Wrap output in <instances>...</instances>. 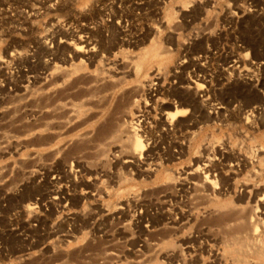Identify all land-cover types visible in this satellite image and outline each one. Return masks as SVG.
Wrapping results in <instances>:
<instances>
[{
    "label": "rangeland",
    "instance_id": "rangeland-1",
    "mask_svg": "<svg viewBox=\"0 0 264 264\" xmlns=\"http://www.w3.org/2000/svg\"><path fill=\"white\" fill-rule=\"evenodd\" d=\"M181 251L264 264V0H0V264Z\"/></svg>",
    "mask_w": 264,
    "mask_h": 264
},
{
    "label": "bare ground",
    "instance_id": "bare-ground-1",
    "mask_svg": "<svg viewBox=\"0 0 264 264\" xmlns=\"http://www.w3.org/2000/svg\"><path fill=\"white\" fill-rule=\"evenodd\" d=\"M248 11L251 12V13H253V11L251 9H249ZM254 12L256 13L257 10L255 9ZM81 43L84 44L83 41H81ZM88 47H89V45H88ZM83 48L86 49L87 46H84V47L81 46L80 48H77L76 50H81ZM88 50H89V48H88ZM85 52H88V51H85ZM161 54H162V52H161V46H159V45L154 46L151 51L150 50L148 51V56H147L146 59H144L143 61H139V62L136 63V68L135 69L137 70L139 67H141L145 63H150L151 61H155L157 59L159 60L160 58H162ZM62 70L61 69L59 70V68H57V67H54L53 70H50L47 73L46 77L49 78V79H54V83L51 84V85H49L48 87L38 88L35 93L39 94L40 96H43V95H47L48 96L50 93L56 91V89L63 88L66 85L67 81H69L72 76H74L75 74L78 73V70H76V69L71 70L70 72H66L67 70L66 71H62ZM138 88H141L142 89V88H144V85L142 83H139L138 84ZM59 104H61L63 106L62 109L65 108V106H64L63 103L59 102ZM184 114H186L185 111L176 110L175 112L170 113L168 115V117H169L170 120H175L177 117L179 118L181 116H184ZM130 132H134V131L130 129ZM131 135H132L131 148H130L131 149V152H132L131 153V158H130V160H128V159L126 160L125 159L126 161H124V163L134 162L137 159H140L141 156H142V152H143V148L144 147H143V144L141 143V140L139 139V136H137V134L135 132L133 134L131 133ZM206 160H208V159H206ZM207 178L208 177L206 176L205 179H207ZM204 181L206 182V180H204ZM225 207H228V205L227 206H223L222 209H224ZM224 211H225V209H224ZM254 218L255 217L252 216L248 220V225H249V227L252 228V230L250 231V235L249 236H251V239L254 242L258 243V241H260L259 240L260 237L258 236L259 234H258L257 228L254 226L255 225V221H254L255 219ZM239 222H240V224H243V220L242 221L239 220ZM256 246H258V245L256 244ZM256 254H258V253H256ZM178 256H180L181 257L180 260H182V262L180 264H185L184 259H183V252L182 251L180 252V255H178ZM178 264H179V262H178Z\"/></svg>",
    "mask_w": 264,
    "mask_h": 264
}]
</instances>
